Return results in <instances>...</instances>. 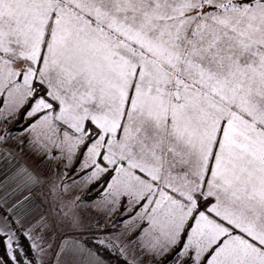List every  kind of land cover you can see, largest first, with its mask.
Here are the masks:
<instances>
[{"label":"snow or ice","instance_id":"1","mask_svg":"<svg viewBox=\"0 0 264 264\" xmlns=\"http://www.w3.org/2000/svg\"><path fill=\"white\" fill-rule=\"evenodd\" d=\"M0 264H264V0H0Z\"/></svg>","mask_w":264,"mask_h":264}]
</instances>
